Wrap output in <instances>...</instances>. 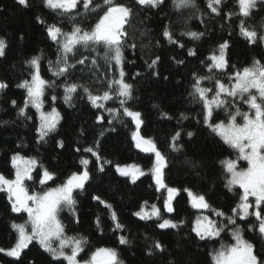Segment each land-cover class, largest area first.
I'll use <instances>...</instances> for the list:
<instances>
[{"label": "trees", "instance_id": "obj_1", "mask_svg": "<svg viewBox=\"0 0 264 264\" xmlns=\"http://www.w3.org/2000/svg\"><path fill=\"white\" fill-rule=\"evenodd\" d=\"M116 2L133 9V15L125 25L128 35L123 48L124 80L132 85V98L126 106L142 114L144 123L141 135L152 138L166 157L164 181L168 186L181 190L172 202L174 211L167 213L163 209V199L167 193L165 190L156 191L150 174L140 177L133 184L130 178L120 176L115 171V164H137L148 173L155 160V156L142 155L140 149L134 146L131 133L135 130V124L131 118L119 116L113 120L112 115L104 109L93 107L82 90L73 94L70 103L64 101L66 83L84 85L93 94H102L108 90L107 82L119 77V68L103 58L104 49L98 48L97 55V52L79 47L74 55L70 54L69 63L75 64L77 60L87 57L84 65L77 64L75 69L61 77H55L49 71V61L55 62L58 53L57 45L47 35L46 26L55 24L68 32L73 26L70 17L75 16V23L88 30L94 26L98 14L102 15L99 10L98 13L86 12L80 7L70 15H62L44 7L43 0H29L30 7L27 8L16 0H0V38H4L7 43L5 55L0 57V81L8 84L0 92V173L8 178L13 177L11 157L14 153L36 158L40 165L55 173V179L42 186L38 175L42 169L37 167L32 173L33 180L26 181L30 192L43 191L57 187L73 172L80 171L82 166L79 160L86 157L91 161L88 165L91 178L83 190L73 193L77 201L75 215L67 208L59 214L68 237L87 239L79 258L81 261L89 259L97 248H114L123 264H211L209 253L222 243L231 244L234 241L227 229L213 240L196 237L191 229L198 216L220 221L221 227L224 219L215 216L210 210L193 208L183 189L203 194L212 209L221 210L226 216L232 215L240 190L236 188L229 191L225 187L226 179L220 161L234 159L236 152L203 122L202 105L191 95L194 77L212 76L213 80L202 81V86L206 88H214L215 79L227 85L230 83L228 76L234 71L251 66L254 60L264 64V43L249 44L239 35L240 17L228 19L225 16L228 12H238L235 0H223L220 16L210 14L207 0H195V7L182 8H177L173 0H164L157 8L139 6L136 0ZM95 3L102 4V0H95ZM38 16L46 23H39L36 19ZM244 19L248 27L258 33L264 32V4L258 3L251 16ZM166 27L184 45L183 48L169 43L163 37ZM189 31L204 35L200 39L181 35ZM224 41L229 42L228 67L226 70L209 72L206 67L208 57L214 52L218 55V45ZM189 49H194L196 55L189 56ZM33 56L41 57L42 77L54 82V86L45 89L44 111L55 107L62 117L56 130L49 134L45 142H38L36 109L29 106L26 110L31 120L18 115L19 107L25 101L26 90L18 88L17 84L30 79L27 62ZM156 56L160 57L159 62L154 69L148 68V62ZM93 58L97 60L95 66L91 63ZM178 60L183 63L178 64ZM53 96L56 97L54 102L51 99ZM227 99L230 104L240 107L241 111H248V106L238 97ZM12 100L17 102L16 106L11 104ZM119 107V99L115 96L105 103V108ZM228 111L224 108L215 109L212 121L227 123ZM98 115L104 116L103 122H97ZM177 131L181 132L178 144L182 148L173 150L170 146L171 137ZM187 132H192L193 136L188 137ZM60 141L63 147L59 146ZM96 142L99 143L100 156L112 161V164L104 165L103 172L98 170L96 158L83 151ZM78 148L80 151H77ZM238 166L246 167L242 161H239ZM93 196L101 197L111 205V209L94 200ZM145 201L148 202L146 210L155 204L161 209L164 218L183 221V224L178 228L159 229L155 218L142 220L133 215ZM111 211H115L119 223L124 225L122 231L115 230ZM77 217L79 222H76ZM97 217L100 218L99 228ZM26 219L25 214L18 215L11 211L7 193L0 192V248L9 249L14 245L17 234L11 225L24 223ZM255 223L254 216L246 220L236 217V225L228 227L232 229L239 226L244 239L254 244L257 253L264 255V237L258 231L249 230V225ZM121 235L128 239V244L119 243ZM155 241L163 244V252L152 249ZM150 250L152 254H149ZM32 262L62 264L59 260H53L37 242L31 243L19 260L0 253V264Z\"/></svg>", "mask_w": 264, "mask_h": 264}, {"label": "snow or ice", "instance_id": "obj_2", "mask_svg": "<svg viewBox=\"0 0 264 264\" xmlns=\"http://www.w3.org/2000/svg\"><path fill=\"white\" fill-rule=\"evenodd\" d=\"M16 2L27 8L30 7L29 0H16ZM164 0H136L139 6L157 8L163 4ZM238 5V12H228L225 16L231 19L233 16L240 17L239 35L249 44L264 43V32L258 33L255 29L247 26L246 20L251 16L252 11L257 8L258 3L264 4V0H235ZM177 8L192 6L195 7V0H173ZM223 0H207V8L210 14L221 15V5ZM44 7L53 11H58L62 15H70L78 8L83 7L86 12L98 13V19L94 26L88 30L81 28L75 23L70 31L65 32L60 26L51 24L46 26L48 37L57 45V60L49 61V71L55 77L66 76L76 65H84L87 57L79 59L75 64L69 63L70 54L74 55L79 47H83L91 52H97L98 48L104 49L103 58L105 61L113 62L119 68V77L112 78L108 83V90L102 94H93L90 88L76 83L64 84V101L70 103L73 94L81 91L93 107L104 109L115 120L119 116L130 117L135 124V130L131 133L134 146L144 153H152L155 160L151 169L146 173L137 164H115V171L120 176L130 178L135 184L140 177L150 174L156 191L164 189L167 193L163 199V209L167 213H172L173 200L180 193V189L168 186L164 181L163 170L167 167L166 157L158 150L155 141L150 137L141 135V126L144 123L142 114L127 107V101L132 98V85L124 80L123 71V48L127 42V31L125 25L133 15V9L126 4L118 3L116 0H102V4L95 3V0H43ZM78 14V13H77ZM41 24L46 22L37 17ZM193 39H200L204 33L189 31L181 33ZM163 37L169 43L176 44L183 48L184 45L174 38L173 33L166 27ZM135 47V45H131ZM7 43L4 38H0V57L5 55ZM229 42L224 41L218 45V55L214 52L208 57L206 67L209 72L214 70H226L228 67L227 50ZM97 55L99 53L97 52ZM189 56H195L194 49L188 50ZM160 57L156 56L148 62V68L154 69ZM40 56H33L27 63L30 66V79H25L17 84L18 88L26 90V97L22 107H19L18 115L25 116L31 120V116L26 115V110L31 106L38 114V125L36 128L38 142H45L50 133L54 132L62 118L59 111L52 107L50 111H44V95L47 87L54 86V82L45 80L40 72ZM93 66L97 60H91ZM178 64L183 61L178 60ZM158 75V73H154ZM139 75V73H137ZM213 80L212 76H196L193 82V92L191 95L202 105L203 122L207 127L219 136L222 141L236 152V157L226 158L220 161L225 174V187L229 191L238 188V203L232 209V215L226 214L218 209H212L203 194L193 193L190 189H183L188 195L191 206L195 209L210 210L215 216L224 219L223 227L220 221L213 220L208 216H198L193 221L192 232L200 240H213L220 237L226 229L230 231L234 243L221 244L219 248L209 253L211 264H264V255L257 253L255 246L250 241L244 239L239 226L229 229V225H236V217L246 220L249 216H254L257 223L250 224V231H258L264 237V64L259 60H254L251 66L234 71L228 76L229 84H225L219 79H215L214 88L202 86V81ZM8 87L4 81H0V91ZM212 93V95H209ZM119 99V108H105V103L113 97ZM228 97L239 98L243 104L248 106V111H241L240 107L230 104ZM52 101L56 100L53 96ZM13 106L17 105L15 100L11 101ZM229 109L227 123L224 121L213 122L214 109ZM234 109V110H232ZM167 116V114H164ZM237 117L242 122H237ZM97 122H103L104 116L98 115ZM111 123V121H109ZM114 130V129H113ZM192 137V132L186 133ZM103 133H101V136ZM181 132H175L171 137L170 146L173 150H179L182 145L178 144ZM63 147V142H59ZM99 143L96 142L91 147L83 149L86 153H91L98 164V170L103 172L105 164H112L110 160H104L98 151ZM77 151H80L78 148ZM239 161H246L247 167H239ZM91 161L82 157L79 164L82 169L73 172L63 183L54 188L43 191H31L26 185V181L33 180V171L40 167L42 171L38 173L39 184L46 185L48 181L55 179V173L40 165L39 161L33 157H25L20 153H14L11 157V165L14 169L12 178H8L0 173V192L7 193L11 204V211L14 213H26L27 219L24 223H12L11 227L16 232L14 245L9 248H0V253L14 257L17 260L21 254L35 240L44 251L48 252L53 260L66 262V264H123L118 252L114 248H97L92 252L89 259L81 261L78 259L80 253L84 251L87 239L84 237H68L65 232V225L59 218L60 212L67 208L75 215V205L77 203L73 193L83 190L85 184L90 180L91 174L88 165ZM106 208L111 209L106 201L99 196H93ZM148 202L145 201L140 210L133 213L142 220L155 218L159 229L178 228L183 221L175 222L164 218L161 209L152 204L150 210H146ZM111 219L115 222V230H123L124 225L119 223L115 211H111ZM76 222H79L78 217ZM97 227L100 226V218L96 220ZM119 243L126 245L128 239L121 235ZM55 242V246H54ZM67 249V251H66ZM152 249L164 251L161 242L155 241ZM152 254V251H149ZM34 264V262H32Z\"/></svg>", "mask_w": 264, "mask_h": 264}, {"label": "rangeland", "instance_id": "obj_3", "mask_svg": "<svg viewBox=\"0 0 264 264\" xmlns=\"http://www.w3.org/2000/svg\"><path fill=\"white\" fill-rule=\"evenodd\" d=\"M212 93H210V95H211ZM231 99H235V98H232L231 97ZM239 99V98H238ZM240 100V99H239ZM215 110V109H214ZM237 122L238 123H240V122H242L241 121V119H239V117H237ZM242 162H244L245 163V166L247 167V162L246 161H242ZM49 182V181H48ZM16 214H18V215H21V214H25L26 216H27V214L26 213H16ZM33 242H36L35 240L33 241ZM32 242V243H33ZM54 246H55V242H54ZM66 251H67V249H66ZM80 255H81V253H80ZM80 255H79V257H78V259L80 258Z\"/></svg>", "mask_w": 264, "mask_h": 264}, {"label": "water", "instance_id": "obj_4", "mask_svg": "<svg viewBox=\"0 0 264 264\" xmlns=\"http://www.w3.org/2000/svg\"><path fill=\"white\" fill-rule=\"evenodd\" d=\"M1 92V91H0ZM140 153L142 154V155H145V156H154V154H152V153H144V152H142L141 150H140ZM165 170V169H164ZM164 170H163V172H164ZM162 190H164V189H161V191Z\"/></svg>", "mask_w": 264, "mask_h": 264}]
</instances>
